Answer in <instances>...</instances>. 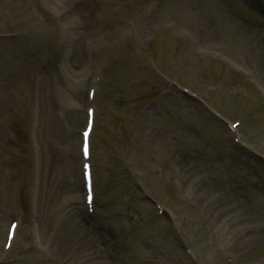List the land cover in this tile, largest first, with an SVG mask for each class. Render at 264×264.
Listing matches in <instances>:
<instances>
[{"label":"rangeland","instance_id":"rangeland-1","mask_svg":"<svg viewBox=\"0 0 264 264\" xmlns=\"http://www.w3.org/2000/svg\"><path fill=\"white\" fill-rule=\"evenodd\" d=\"M257 9L246 0H0V264H264ZM92 78L88 219L80 152ZM213 109L241 122L243 150ZM31 153L43 200L32 227L21 202Z\"/></svg>","mask_w":264,"mask_h":264},{"label":"bare ground","instance_id":"bare-ground-1","mask_svg":"<svg viewBox=\"0 0 264 264\" xmlns=\"http://www.w3.org/2000/svg\"><path fill=\"white\" fill-rule=\"evenodd\" d=\"M78 17H79L80 20H81V22H80V31L83 32V31H85V30H88V29H89V25H88V23H87V19H85V18L83 17V14H78ZM49 74H50V73H49ZM78 119H79V117H76V114H73V116H72V121L75 120V122H76V120H78ZM79 121H80V120H79ZM79 121H78V122H79ZM38 136H39V133H38ZM71 140H72V139H70L69 142H70ZM40 161H42V155H41V157H40ZM41 172H42V170H41V165H40V175H41ZM207 193H208L209 196H214V195H215L214 192H213V190H212L211 188H207ZM40 197H41V196H40V191H39V194H38L39 208H40V206H41L40 202H43L42 198H40ZM43 199L45 200L44 197H43ZM39 212H40V211H39ZM43 218H44V217H43ZM63 236L66 238V240H67L68 242L73 241V239H74V236H73L72 231L64 232ZM51 246H52V245H51ZM60 247H61V246H60ZM53 249H54V247H53Z\"/></svg>","mask_w":264,"mask_h":264}]
</instances>
